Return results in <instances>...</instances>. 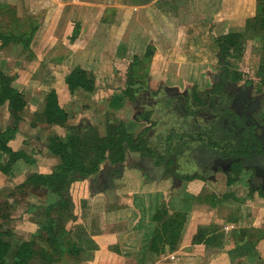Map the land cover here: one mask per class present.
I'll return each instance as SVG.
<instances>
[{
    "label": "crops",
    "instance_id": "obj_1",
    "mask_svg": "<svg viewBox=\"0 0 264 264\" xmlns=\"http://www.w3.org/2000/svg\"><path fill=\"white\" fill-rule=\"evenodd\" d=\"M129 1L126 3L124 0H116L112 5L107 0H0L1 30L5 33L19 35L20 39H25L23 36L31 37L28 47L20 42L2 46L0 40V66L5 73L18 76L12 85L29 95L28 109L32 116L44 111L46 95L52 89L56 90L58 94L60 106L70 115V111L76 106L75 96L79 95L70 93L66 77L77 67L93 73L94 77L96 70L101 76L103 74L106 76L110 69L113 72L115 67L109 66L112 65V60L107 59H115L117 52L121 54L123 44L132 48L137 46L140 43L139 39L145 36L143 34V36L135 35L134 37L131 32L127 35L126 28L129 26L139 27L142 24L147 26L145 32L146 35H149V39L146 38L144 44L149 43L143 55L139 53L133 55L127 71H124L128 73V76L137 57L144 61L151 45L156 46L158 50L155 51L154 47V55L149 59L152 63L150 74L154 78V80L149 79V87L130 99L124 97L123 94L126 85L120 93L113 94L111 98L110 106L118 100L120 102V98L123 97V107L129 103L133 104L134 120L131 121L132 123L123 121L128 130L136 134L137 131L141 133L147 126H150L139 116L144 113L146 105L156 103L153 92H159L158 88L161 82H164L168 90H172L171 92L179 93L193 84L205 80L203 72H200L202 75L199 78L195 72L194 67L197 62L194 60L192 62L182 61L181 59L184 57L182 54L177 57L171 54L174 48L176 49L175 53L178 50L181 52L180 16L173 18L170 16L169 10L156 9L155 2L158 0H145L144 3ZM254 6H256V0H250L249 6H241L242 14H245L246 10L248 11L244 18L255 16L253 12L251 14L252 9L255 10ZM74 13L76 16L81 14L82 19L74 17ZM79 22H81V28L76 35L75 30ZM63 25H66L67 29L63 28L60 31L61 41H58L52 35L58 27ZM112 28L114 30L113 37H107V34L110 36L112 33ZM151 29H154L155 33ZM43 30L45 36H42ZM156 30L162 31L161 35ZM47 33L49 35L46 37ZM154 34H159V36L155 37ZM178 38L179 41H177ZM105 40L116 43L114 52L107 54L105 48L101 51ZM43 41L45 44L42 48L53 43L50 47L51 50L55 46L54 43L62 41H68L70 45L74 43L70 54H54V57L62 62V65L59 63L58 66L61 65L62 68L67 66L68 71L61 73L57 67H51L52 79L49 81L38 80V54L42 49H38V42ZM56 49L59 52L60 49ZM175 59L180 60L174 61ZM138 72L140 76L144 74L143 70ZM53 76L55 77L53 78ZM95 83V89L92 92H97L100 86L98 79ZM28 121L30 120L28 119ZM32 122H30L29 131H24L29 125L24 122L20 123L19 133L9 143L12 149L30 154V151L25 148L26 135L31 138L38 136V141L41 144L43 142L47 144L48 137L52 134L64 136L60 131L55 130L56 127H61L59 125H48L42 123L41 120L38 125H34ZM141 124L147 125L143 127L144 125ZM14 126H16V120L10 113L8 104L1 106L0 131ZM50 130L53 132L50 133ZM56 131L57 133H55ZM40 137L42 140H39ZM44 153L47 158L41 162H37L34 157H32L33 164L24 160L16 162L13 173L19 179L16 181L14 177V183H10V185L15 186L26 180L27 172L22 178L20 175L27 165H45L44 168L38 169V172L47 174L60 164V159L53 155L48 148ZM1 156L3 158L5 155L1 153ZM1 160L3 161V159ZM127 163L128 167L120 173L110 174V178L106 179L104 190L92 193L93 202H98L96 207L100 206L101 209V221L97 223L96 219L91 218L89 223L84 220L77 223L85 226L88 236L98 246L96 249H87L83 252L82 264H264L263 227L259 224L254 225L255 227L242 225L248 214L245 211L247 208L245 198L255 195L251 190L252 171L242 170L238 178L236 177L237 179L230 184L228 176L219 170L206 179L188 180L182 179L181 175L171 178H166L164 174L156 176L158 173H155L152 166L148 167L152 172L150 173L149 169L137 166L138 162L136 165L130 164L128 158ZM141 163L145 165L143 162ZM138 165L141 164L138 163ZM45 168L47 170H44ZM163 170L165 171V167ZM176 172L180 171L177 169ZM117 175L120 180L118 184H115ZM6 178V174L0 171V188L2 189H5ZM224 183H226L225 186H223ZM210 184L215 185V190L208 193L206 190ZM77 186L79 187L80 183ZM87 186H89L88 182ZM223 187L226 188L224 193L221 192ZM234 192L241 193L243 197L240 194L239 197L235 196ZM232 200L238 204L237 215H215L214 210L211 211V215H207V209L217 210L221 202L225 201L228 204V202H233ZM258 201L264 203L263 199H258ZM164 206H167L169 215L163 216V220L169 219L172 214L180 213L185 215V223L181 227L175 249L165 254H157L151 250L158 227L155 216ZM247 210L249 213L251 212V209ZM255 218L256 223L264 218V207ZM213 222L219 224V227H215ZM210 224L212 226L207 227ZM113 249L117 252L120 251L121 254H117L118 257H113L111 255L115 252ZM118 249L120 250L118 251Z\"/></svg>",
    "mask_w": 264,
    "mask_h": 264
},
{
    "label": "rangeland",
    "instance_id": "obj_2",
    "mask_svg": "<svg viewBox=\"0 0 264 264\" xmlns=\"http://www.w3.org/2000/svg\"><path fill=\"white\" fill-rule=\"evenodd\" d=\"M109 4H114L116 0H107ZM132 1V0H131ZM147 1V0H146ZM145 0H133V2H139L144 3ZM153 1V0H149ZM193 0H158L155 2L156 9H159L161 11L163 10H169L171 13V17H179V29L182 33L180 38L182 39V42L180 44L181 52L180 50L176 52V49L174 48L171 51V54L177 57L178 55L184 56L182 61L185 60L186 62H194L196 63V66L194 67L195 72L197 73L198 78L202 75L200 72H203L205 80L201 83H196L190 86L189 88L184 89L183 91H180L179 93H174L168 90L167 86L164 85V82L160 83V86L158 88L159 92H153L156 99V103L154 105H146L144 108V113L147 111L154 110V115L152 117L153 120H166V117H168L167 113H164L161 111V106L159 107L158 100L156 98L160 97L161 95H170V96H191L192 101L194 100L195 94H198L199 97L205 101V102H211V90L213 88L214 83L220 81V76L223 74L225 76V80L228 84V86H231L234 90V93H238L240 91V87L238 85L244 86L246 82H249L251 85H248L247 88H253L255 89L254 96H259L262 98L261 102L264 105V81L262 77H260L259 69L261 66V59H262V51L264 48V39L260 36H255V38H248L245 40V51L242 57H240L237 52H234L231 56L226 57L222 56L220 52L218 51V48L215 46V39L218 37H221L223 35H226L228 33H244L246 30V19L244 18L245 15L248 14V11L246 10L245 14H242L241 9L242 5L249 6L250 0H195L193 2H190ZM124 2L129 3V0H124ZM201 6V7H200ZM112 7V6H110ZM255 10L254 8L251 11L255 14H259L262 11V6L258 3L256 0V6ZM201 8V9H200ZM203 8V9H202ZM81 15V14H80ZM75 15L77 19H82V16ZM235 17V19L232 20V18ZM75 19V18H74ZM146 27L144 24L140 25L139 27H132L129 26V28H126L127 35L131 32V34L135 37H139V35L143 36L141 39H139V42L137 46H133L130 48L127 44L122 45V53L119 55L118 52L115 54L114 58H108L107 60H112V65L114 66L113 72L112 70H108V73L106 76L103 74L98 75V70H96L95 73V80H99V88L97 92H91L88 93L86 91L80 90L77 92L78 97H76L75 108L70 111V118L68 120V124H84V123H91L95 125L98 128V131L101 136H105L109 131V125L111 122L116 121H131L134 120L135 116V109L133 107V104L129 103L126 104L125 107L119 110H114L110 106V101L115 93H120L127 85L129 76L127 71L132 59L133 55L139 53L143 55L144 50L147 48V44H144V41L146 38L149 39V35H146ZM45 28V27H43ZM49 28V27H46ZM64 29H67L66 25L58 27L56 31H54L53 35L55 38L60 40V31ZM123 30V29H121ZM160 30V29H159ZM112 33L110 36L107 34V37H113L114 30L111 29ZM152 32L155 33L154 29H151ZM158 32V30H156ZM160 35L162 31L158 32ZM171 33H173L171 31ZM159 34H154L155 37H158ZM49 35L47 33L46 37ZM42 36H45V32L43 30ZM178 36V35H177ZM176 36V37H177ZM162 38V37H161ZM50 39V38H47ZM179 41V38L177 39ZM45 44V41L38 42V49L42 48ZM55 46L51 50L50 47H52L53 43H50L45 48H42L38 54V80L43 81H49V79H52V69L51 67H57L62 72L68 71V67L62 68V62L59 61L56 57H54V54H61L66 55L70 54V49H72V45L68 41H62L59 43H54ZM153 44V43H151ZM161 44V43H159ZM115 45L116 43H112L110 40H105V42L101 46V51L105 48L107 54L110 52L115 51ZM71 47V48H70ZM149 47V46H148ZM155 51L158 50L156 46ZM56 48L60 49L57 52ZM120 52V50H119ZM166 52V51H165ZM180 52V54H178ZM129 55V57H128ZM118 57V58H117ZM179 58V57H178ZM180 59H175L174 61H177ZM130 61V62H129ZM174 63L173 61H171ZM61 64L58 66V64ZM152 63L145 59L143 61V64L141 66L136 67V62L133 64L134 67H132L135 71L136 69L138 71L143 70V73L141 76H136L137 80H143V85L145 87L148 86L149 79L154 80L153 76H151L150 71L152 69ZM1 68V66H0ZM2 69V68H1ZM173 72V68L171 69ZM59 72V71H57ZM210 75L209 77L207 75ZM93 75V73H92ZM16 77L15 80L18 79L17 75H14ZM37 76V74H36ZM151 76V77H150ZM55 76H53L54 78ZM203 77V76H202ZM146 82V83H145ZM47 84V83H46ZM44 84L45 86H47ZM246 86V85H245ZM115 90V91H114ZM25 93V92H24ZM161 94V95H160ZM27 98L30 100L29 95H27ZM27 99V100H28ZM28 100V101H29ZM194 106L196 105L193 104ZM150 109V110H149ZM29 113V109H26L24 122L26 125H29L28 128L24 131H29L30 128V122L34 121L40 122V119L36 117L35 115H31ZM26 117V118H25ZM28 119L30 121H28ZM200 120V118H199ZM21 122V124H22ZM42 122V120H41ZM44 123V122H42ZM150 126L141 124L143 127L148 128L149 127V138L151 139L152 143L154 144L155 148V158L153 160L144 161L142 158V155L139 153H131L128 157V161L132 165H136V162H138L141 165L137 166L144 167V169H149L148 172L152 173L150 171V166H152V169L155 171V173H158L156 176H162L165 175L166 178H171L175 175L179 176V174L176 172L177 169L181 171V173L186 171L188 175L190 176L188 180H192L194 178H205L208 177V175H203L202 172L198 171V168H195L194 165H187V163L190 162V160L184 162L178 161V156L173 148L172 144H169V151L166 150L165 144H164V134L167 133V125L164 127L161 123L156 127V129L151 128L153 126V123L151 121L148 122ZM199 124L203 126V123L199 121ZM141 126V127H142ZM131 128H134L131 126ZM38 130V129H37ZM55 130L60 131L63 135L66 134V128L65 127H56ZM144 131V130H143ZM164 131V132H163ZM191 131V130H190ZM189 131V133H190ZM53 131L50 130V133ZM19 133V132H18ZM17 133V134H18ZM57 133V131L55 132ZM16 134V135H17ZM136 134H140L139 131H137ZM26 142H25V148L30 151V154H26L32 159L31 162H26L33 164L34 157L36 161L41 162L44 161L45 153L44 151L46 148H48V143L46 144L43 142L41 144L40 141H38V136H33V138L29 137L28 135L25 136ZM39 140H42L40 137ZM47 140V139H46ZM11 147V146H10ZM12 148V147H11ZM49 149V148H48ZM14 150V149H13ZM166 150V152H164ZM16 151V150H14ZM165 153V154H164ZM48 156V155H47ZM49 157V156H48ZM3 162H6L7 157L4 156ZM23 161V159H21ZM19 160V161H21ZM35 161V162H36ZM18 162V161H17ZM36 162V163H37ZM143 162L145 165H142ZM147 162V163H145ZM156 162V163H155ZM180 163V164H179ZM45 165H27L25 166L24 170L22 171V175L20 177L22 178L24 173H28L27 178L35 172H38V169L44 168ZM53 166V165H48ZM165 167V171L163 168ZM106 167V171H104V177H109V170ZM44 170H47L46 168ZM105 170V169H104ZM235 175L237 176L240 171L238 170V166L236 165L234 167ZM4 173V172H3ZM39 173V172H38ZM160 173V174H159ZM6 174V173H4ZM46 174V173H43ZM48 174V173H47ZM185 175V174H184ZM7 178L4 184L6 183L5 189L0 188V190L3 192L0 194V200H6L9 199L12 204V211L14 217V220L8 224H6L5 228L9 229L10 232L13 233V237L9 239L11 243L13 244V248L9 254V263L12 262V260L15 258L18 244L22 241H29L33 240L35 242V258H38V254L42 253V249H47L48 245L44 240H41L40 238H36L35 234L38 233L39 229L42 228V223L45 222V216L44 211L41 209L40 206L45 204L47 202L48 196L45 192H39L36 189L37 188H27L25 190H19L16 191L17 186L19 184L10 185V183H14L13 178H16V181L19 179L17 175H15L13 172L10 174H6ZM19 176V175H18ZM117 175L115 177V184H118V181L120 178ZM224 177V175H222ZM233 176V177H234ZM26 178V180H27ZM113 178V177H112ZM225 178V177H224ZM223 178V179H224ZM235 178V177H234ZM237 179V178H236ZM25 180V181H26ZM225 181V180H224ZM23 183V182H22ZM80 186L77 188V192L75 194H78V198L74 197L75 202H78L77 205L74 208V213L77 215V219L70 220L67 224V229L70 231V233H74L76 225L78 222H81V220H84L85 222L89 223L91 218L96 219L97 223L101 221L100 216V206L96 207V204L98 202H93V194L91 189L88 190L87 188V181L84 180V182H79ZM226 183H224L223 186H225ZM1 185V183H0ZM1 187V186H0ZM91 188V187H90ZM208 189L206 192H213L215 190V185H211L207 187ZM226 188L223 187L221 192L224 193ZM96 193V192H95ZM241 195L239 192H234V195L239 197L238 195ZM255 195H251V197L245 198V201H247V208L245 211H247L246 220L242 222V225H245V227H255L254 225L259 224L261 227H263L264 230V218L260 220L259 223H256V218L258 216V212L264 207V203H259L258 199L264 200V190L258 189L255 193ZM103 196V195H102ZM241 197H243L241 195ZM85 201V202H84ZM233 202L225 203V201L221 202L219 205V208L216 209H207V215H211V211L214 210V214L216 215H226V216H234L238 214V204H235V201ZM85 205V206H84ZM251 209V212L247 209ZM93 219V220H94ZM66 223V222H65ZM213 225L215 227H219V224H216L213 222ZM212 226V224L208 225L207 227ZM70 243H67L66 246H70ZM166 247L169 249V245L167 244ZM120 249H118L119 251ZM171 250V249H169ZM113 252L111 255L113 257H118L117 254H121L117 252L115 249H113ZM116 253V254H115ZM169 256V255H168ZM84 255L83 252H81L79 255H71L70 253L66 254L63 258V261L56 262L55 264H82ZM32 264H38V263H32Z\"/></svg>",
    "mask_w": 264,
    "mask_h": 264
},
{
    "label": "trees",
    "instance_id": "obj_3",
    "mask_svg": "<svg viewBox=\"0 0 264 264\" xmlns=\"http://www.w3.org/2000/svg\"><path fill=\"white\" fill-rule=\"evenodd\" d=\"M257 1L262 6V11L246 20L244 33H228L215 39V46L222 56L229 57L234 52H237L242 57L245 51L244 39L255 38L256 35L264 39V0ZM80 28L81 22L76 26V35ZM23 38L25 39H20L19 35L5 33L0 28L2 46H7L12 42H20L25 47H28L31 37L23 36ZM262 53L258 75L264 81V48ZM153 55V47H150L146 59L149 60ZM135 62L136 67L143 64V61L138 57ZM139 74L137 69L136 71L133 68L130 69L127 87L123 93L124 97L133 99L141 90L147 88L143 85V80L136 79ZM15 79L14 75H9L0 68V107L8 104L9 111L16 120V126L0 131V171L6 174L13 172L17 161L21 159L28 162L32 161L24 151H14L9 145L10 141L16 138L20 123L24 120L25 112L28 108V98L25 93L12 85ZM95 82L94 75L81 67H77L66 77V84L72 95L80 90L94 91ZM218 89H220V86H218ZM124 97L120 98V102L119 100L114 102L111 107L116 110L122 108L124 106ZM156 98L158 100L157 104L159 107L161 106V111L168 115L166 120H153L154 110L141 114L139 118L147 122L151 121L153 123L151 128L153 129H156L160 123L164 127L168 124L167 133L165 132L164 134L165 148L169 151V144H172L177 153L178 161L184 160L187 163L191 159L187 165L193 164L195 154L192 148L202 143L207 147L228 149L223 141H217L213 138V135H215L214 131H198L195 133L190 131L189 133V128L192 126L193 131L196 126L191 121V115L195 111L188 112L185 109L205 107V102L198 94H195L193 100L197 103L196 106L191 102V96L161 95L157 97L156 95ZM35 116L45 124L59 125L66 128L64 136L52 134L47 140L50 152L60 159V164L48 174L32 173L26 181L19 184L16 188V191H19L33 188L34 186L37 191L47 194V202L40 206L44 211L45 222L42 223V228L39 229L35 236L44 240L48 247L46 250L42 249V253L38 254V258H35V242L33 240L22 241L16 246L15 258L9 263V254L13 248V244L9 239L13 237V233L6 229L5 226L12 222L14 217H12L13 211L10 200L1 199L0 264H32L35 262L38 264H55L63 261V258L68 253L79 255L87 249L98 248L88 236L83 224H77L73 234L67 229L68 222L77 219L74 208L78 202H75L73 198V195L78 198V194H75L78 188L77 184L79 182L83 183L85 180L89 184L87 188L91 187L89 189H91L92 193L104 190L106 179H109L104 177L106 167H108L110 174H118L128 167L127 158L130 153H140L144 161L153 160L156 155L155 146L148 135L150 132L149 127L140 134H135L128 130L125 122L113 121L109 125L108 133L105 136H101L98 128L89 122L79 125L68 124L69 114L60 106L58 94L54 89L50 90L46 95L44 111L41 114L36 113ZM32 123L37 125V122L33 121ZM208 128V125L203 127L204 130ZM257 146L258 142H256ZM233 149L237 154H242V150L239 151L237 146ZM1 153L7 157L6 162L1 160ZM180 177L189 179L190 176L182 174ZM235 180L236 177H230L228 182L231 184ZM2 192L3 190H0V194ZM167 215H169V211L167 206H164L155 216L158 227L151 250L157 254H165L175 249L180 237L181 227L185 223V215L183 214L175 213L169 219L163 220V216ZM67 243L71 245L67 247ZM167 244L171 250L166 247Z\"/></svg>",
    "mask_w": 264,
    "mask_h": 264
},
{
    "label": "flooded vegetation",
    "instance_id": "obj_4",
    "mask_svg": "<svg viewBox=\"0 0 264 264\" xmlns=\"http://www.w3.org/2000/svg\"><path fill=\"white\" fill-rule=\"evenodd\" d=\"M247 84L251 85L249 82H246V86L238 85L240 91L234 93L222 74L220 81L214 83L211 90V102L204 101L205 107H193L185 111H195L191 115V121L196 125L195 129L192 131L191 126L188 131L191 130L193 133L214 131L213 138L223 141L228 148L225 150L226 148L221 147H207L202 143L192 148L195 155L194 163L191 165L198 168L203 175L211 176L219 170L228 178L236 174L234 170L236 165L240 173L242 170H250L251 190L255 193L258 189L264 190V105L260 95L254 96L255 89L247 88ZM191 102L196 105L195 101ZM206 125L209 128L204 130L203 127ZM236 146L239 151L242 150V154L234 152L233 148ZM180 173L178 172L179 175ZM184 174L188 175L186 171ZM238 176L239 174L234 177Z\"/></svg>",
    "mask_w": 264,
    "mask_h": 264
}]
</instances>
